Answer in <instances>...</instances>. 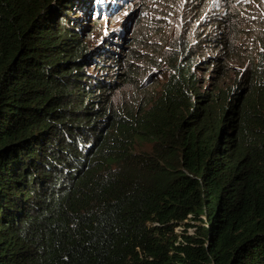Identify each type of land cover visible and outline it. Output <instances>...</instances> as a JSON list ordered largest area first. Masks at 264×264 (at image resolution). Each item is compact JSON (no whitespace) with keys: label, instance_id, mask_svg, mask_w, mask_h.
<instances>
[{"label":"trees","instance_id":"1","mask_svg":"<svg viewBox=\"0 0 264 264\" xmlns=\"http://www.w3.org/2000/svg\"><path fill=\"white\" fill-rule=\"evenodd\" d=\"M105 1L0 0V264H264V50L207 84L178 38L127 114L114 93L141 71L87 69Z\"/></svg>","mask_w":264,"mask_h":264},{"label":"rangeland","instance_id":"2","mask_svg":"<svg viewBox=\"0 0 264 264\" xmlns=\"http://www.w3.org/2000/svg\"><path fill=\"white\" fill-rule=\"evenodd\" d=\"M104 6L107 14L95 11L97 21L90 22L85 32L88 51L100 60L87 69L96 74L116 69L119 81L130 68L141 71L114 93L115 104L127 109V114L144 110L151 93L165 84L172 71L167 62L175 56L172 43L178 38L191 44L197 57L194 70L207 84L209 79L214 82L211 75L219 76L221 85L229 84L242 69L256 63L264 50V0H106ZM225 25L233 32V54L216 41ZM105 45L119 51L122 58L116 62L101 59ZM214 62H226L228 75L208 72L205 67ZM144 81L145 91H136Z\"/></svg>","mask_w":264,"mask_h":264},{"label":"clouds","instance_id":"3","mask_svg":"<svg viewBox=\"0 0 264 264\" xmlns=\"http://www.w3.org/2000/svg\"><path fill=\"white\" fill-rule=\"evenodd\" d=\"M105 16V15H104ZM87 68H88V66H87Z\"/></svg>","mask_w":264,"mask_h":264}]
</instances>
